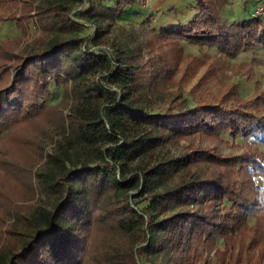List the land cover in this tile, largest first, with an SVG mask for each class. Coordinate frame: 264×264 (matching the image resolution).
I'll return each mask as SVG.
<instances>
[{"label": "trees", "instance_id": "obj_1", "mask_svg": "<svg viewBox=\"0 0 264 264\" xmlns=\"http://www.w3.org/2000/svg\"><path fill=\"white\" fill-rule=\"evenodd\" d=\"M138 1L104 10L93 0H0V10L9 7L1 19L35 17L41 31L21 53L0 43V145L16 128L47 121L42 138L22 141L37 161L39 204L24 224L3 214L13 228L0 264H196L207 246L220 253L217 264H264L255 254L264 244V94L244 99L233 84L215 102L153 111L158 93L144 83L141 51L105 41L103 18ZM195 4L191 19L159 36L229 57L264 46V16L228 23L220 0ZM88 23L94 31L84 33ZM221 133L251 140L233 155L181 145ZM19 168L0 156V174L17 179Z\"/></svg>", "mask_w": 264, "mask_h": 264}, {"label": "rangeland", "instance_id": "obj_2", "mask_svg": "<svg viewBox=\"0 0 264 264\" xmlns=\"http://www.w3.org/2000/svg\"><path fill=\"white\" fill-rule=\"evenodd\" d=\"M93 1L99 3L104 10L117 4L116 0ZM220 2H222L220 7L222 19L228 23L245 17L264 16V0L247 3H244V0H220ZM195 5V0H139L123 7V13L114 14L113 20L110 16L103 18V26L108 29L105 41L109 48L131 45L141 51L147 70L144 83H153L155 87L153 90L158 93L152 102L153 111L174 113L182 108L215 102L233 84L238 85V92L244 99L264 94L263 45L229 57L216 47L197 45L188 41L174 44L173 41L159 36L161 29L191 19L195 13ZM6 7L9 9L8 6L3 7L0 14L8 13ZM85 7L89 5L86 4ZM36 20L33 17L30 21L18 23L13 19L0 18V43L11 52L21 53L28 43L41 35ZM17 24L21 27L19 28ZM88 26L84 33L94 31L91 23H88ZM178 46L180 52L176 48ZM13 62L15 60L9 63ZM61 92L60 88L58 94L52 98L53 103L61 99ZM261 109L264 111V105ZM43 122H47L46 119L31 123L26 130L16 128L15 132L0 145V156L9 155L11 162L21 167L17 179L8 173L0 174V247L5 245L8 239L6 234L13 228L8 224V218L15 220L13 213H16L20 222L24 224L26 215L31 214L39 204L40 195L38 189H34L35 183L33 184L30 174L31 168L37 161L33 158L35 156L33 148H27L22 141L24 138H30L33 133L41 135L42 138ZM192 140L196 144L191 145ZM248 140L251 139L232 137L227 133L212 137L193 135L189 140L182 139L181 145L206 147L218 153L233 155L242 151V147L238 144L244 145ZM48 142L45 139L46 149L49 148ZM259 149L264 151V144ZM215 169L220 170V168ZM4 213L7 215H4L7 218L5 223L2 219ZM15 229L21 230L22 225ZM243 235L247 244L250 235L248 232ZM217 241L218 249L222 251L224 241L220 238ZM11 242L15 245L17 239ZM216 250L215 246L202 249L201 257L196 264L204 262L217 264L220 253ZM255 254L264 255V244L255 251Z\"/></svg>", "mask_w": 264, "mask_h": 264}]
</instances>
